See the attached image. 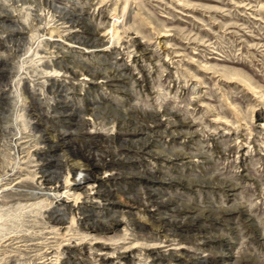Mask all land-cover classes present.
<instances>
[{"label": "rangeland", "instance_id": "1", "mask_svg": "<svg viewBox=\"0 0 264 264\" xmlns=\"http://www.w3.org/2000/svg\"><path fill=\"white\" fill-rule=\"evenodd\" d=\"M0 264H264V0H0Z\"/></svg>", "mask_w": 264, "mask_h": 264}, {"label": "bare ground", "instance_id": "2", "mask_svg": "<svg viewBox=\"0 0 264 264\" xmlns=\"http://www.w3.org/2000/svg\"><path fill=\"white\" fill-rule=\"evenodd\" d=\"M45 139L47 141V137ZM48 139L53 140L50 137ZM53 146L54 145H52L51 147H53ZM87 157L89 158L91 156H87ZM177 158L181 159V158H185V156L182 155V156H178ZM88 162H92V159L88 160ZM71 171L74 173V175H72V173H70V174L68 173L66 176V180H64L63 183H57V185L54 186L53 184L55 183V181H53L51 178L50 182H48V183H52V185L49 186L47 190H43L42 188H40L39 192L42 193L43 195L47 196L46 198H48V199L51 198V199H55L56 201L61 202V200H65V199L67 201L69 199L68 195L75 193V190H77V189H82L81 191H87V193H88L89 189L93 190V187L96 186V183H92V181L96 180V179L91 180L92 178L90 175V168L86 167L84 162H79L77 165H74V167L71 168ZM51 188H52V190H51ZM55 190H57V191H55ZM39 192H36V193H39ZM90 192L95 194L94 190L90 191ZM82 195L84 196V194H82ZM82 195H79V196L83 197ZM74 205H75V203L72 204L73 207H74Z\"/></svg>", "mask_w": 264, "mask_h": 264}]
</instances>
